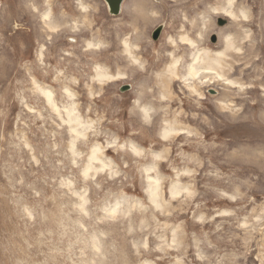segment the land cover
I'll use <instances>...</instances> for the list:
<instances>
[{"label": "rangeland", "instance_id": "obj_1", "mask_svg": "<svg viewBox=\"0 0 264 264\" xmlns=\"http://www.w3.org/2000/svg\"><path fill=\"white\" fill-rule=\"evenodd\" d=\"M28 1L0 0V264H264V0L236 1L240 28L209 9L216 0H125L119 16L104 0H81L95 36L76 22L80 0ZM142 5L160 11L139 54L146 73L116 61L120 46L87 51L111 43ZM46 11L78 32L47 30ZM186 15L205 32L201 49L220 52L234 37L230 79L245 88L228 89L235 99L222 83L197 97L177 83L160 103L153 75ZM97 64L116 79L94 83ZM141 91L158 110L149 121L134 107ZM168 128L183 134L163 141Z\"/></svg>", "mask_w": 264, "mask_h": 264}, {"label": "bare ground", "instance_id": "obj_2", "mask_svg": "<svg viewBox=\"0 0 264 264\" xmlns=\"http://www.w3.org/2000/svg\"><path fill=\"white\" fill-rule=\"evenodd\" d=\"M216 1H217L216 5L218 6L212 7L209 9H211V11L214 12L218 16L222 15V16H226L231 19H234L235 20L234 26H236L237 28H240L239 23H237V21L242 20V18L247 19V16L245 12L236 10V9H241L237 7V3H236L237 0H216ZM33 2L36 3V5L37 4L39 5L38 8L36 7L35 9H39V7L43 8L45 4H47V6L49 4L48 1H45L44 3L43 0H38V1L33 0ZM77 2L80 6L82 15L78 16V19H76V22H81L85 26V30L87 31L89 36H95L96 34H100L97 32L93 33L94 27L90 24V22H86L87 20L85 18L87 17V14H88V8L85 7V5L83 4L81 0ZM194 4L199 5V0H191L189 3L184 2L182 6L194 5ZM141 7H144V8L139 9L138 10L139 14L138 15L136 14V15L139 17L140 16L142 17L135 20L136 12L134 8L133 10L134 16L130 20V22L128 24L124 23L122 24V26H119V29L117 28L118 30L116 31L114 36H113L114 33L110 32L109 38L112 40L111 43L107 42L108 35H106V37H104V42H107L108 44L107 46H105L103 42H101V46H99V44L96 45V44L88 43L87 51L89 49H93L94 50L93 53L97 54L98 53L97 51H100V50L101 52H103L104 49L105 51L106 50L112 51V49L117 50L121 48V51L119 53L121 57H116L115 58L116 61H119L120 59H122L123 61L127 63V65L131 66L132 68L134 69L135 67L141 68L142 70H144L143 72L146 73L148 71V68L147 66L145 67V64L139 58V54L144 55L142 54L143 53L142 51H143V48L146 47L142 43V41L144 42L145 35L147 34L145 29H147L149 25L153 24L154 22L158 20V14L160 11L157 10L154 6H149V5L143 6L142 5ZM190 12H193V10H190ZM42 18H43V23L47 27L46 29L49 31H53L52 33L58 32L59 31L58 29L62 28L61 26H63L64 29L68 28L69 30H71V32L72 30L77 31V29L80 28V26H78L77 23H74L70 26L65 24L66 22L63 23L64 25H62V22L58 24L57 19L54 18V16H52L51 11L44 12L42 15ZM62 18L64 17L62 16ZM198 20L200 21V19ZM140 21L141 23L142 22L144 23V26L140 25ZM176 23L177 21L176 19H174V21L172 22L171 28L174 27ZM203 25L207 29V25H205V23ZM189 26H190V29H189ZM198 27L199 26L196 23V20H190L189 17L186 15L184 18V21H182V25L179 28H177L179 30L177 31L176 29L175 31L177 35L176 38L170 37L168 39V42L165 45V49H164L165 53H164L163 60H166V62L160 68L159 72L153 75L155 76L153 77V82L155 85V89L158 92L159 101L161 104H163V101H166L167 103H169L170 101H173V97H172L173 89L175 88L176 86L175 84L177 83H179L181 87H184L186 90H188L190 94H192L194 97L200 96L199 86L204 85V84H206L207 86H211L212 84L214 85V84L222 83L224 86L227 87V90L228 89L232 90L233 88L239 89V91L238 90L236 91L239 94L243 93V90H245L244 87L239 85L240 83L238 84V82L230 79L234 71V64H233L234 61L229 62L226 60V59L236 60L237 58L236 54L240 52L235 47L236 44H235L234 37H232V35L223 37L221 40V47H222L221 51L213 53L211 51L204 50V48L201 49L203 45L202 38L205 32L202 29H199ZM64 29H61V30L64 31ZM251 43H252V48L253 49L256 48L255 47L256 44H254L255 42H251ZM140 45L142 48H140ZM146 51L147 53H149V49H146ZM150 51H151V48H150ZM85 55L88 56L87 53H85ZM92 57H94V55ZM97 58L98 57H96V59ZM112 59L113 58L111 57L109 58L110 61ZM92 69L94 73V77L92 78V81L94 83H98L100 87L106 84V82H111L116 79L115 78L116 76L115 77L112 76L109 73V69L103 65L100 66L99 64H97ZM118 73L119 74L117 76L119 78L126 79L124 76L120 74L121 72L118 71ZM144 85L145 87H147L145 82H144ZM144 93H145L144 91H141V94H139V96L137 97L134 107L135 109L138 110L139 115L144 121H149L152 119L153 114L155 112H158V110L156 107H153V105H146L144 103L145 102L143 99ZM43 95L47 99L48 103H52V96L49 92H43ZM235 95H236L235 91L232 92L228 90L225 98L232 99L234 98ZM156 101L157 100H155V102ZM159 101L157 102L159 103ZM230 107L231 105L222 103L220 106V109L227 110L228 115L231 118H235L238 113L235 114V112H233ZM72 114L73 113L71 112L68 114L69 118L71 119L70 121L78 122L77 118L76 120L73 119ZM178 134H183V133L168 128L160 133V137L163 141H168L172 136H175ZM137 153L138 152L135 151V154ZM148 182L150 183V189L148 191V194L150 195V200L152 204L157 205L158 194L155 191H156V188L158 187V182H152L149 180ZM171 194L176 195L177 192L173 190Z\"/></svg>", "mask_w": 264, "mask_h": 264}, {"label": "water", "instance_id": "obj_3", "mask_svg": "<svg viewBox=\"0 0 264 264\" xmlns=\"http://www.w3.org/2000/svg\"><path fill=\"white\" fill-rule=\"evenodd\" d=\"M108 6V10L112 16H119L121 13L122 5L125 0H104ZM219 26L224 27L227 23L223 20H219ZM162 33V27H159L152 35L154 41H158ZM211 42L215 45L217 43V38L213 36ZM130 86L122 87L121 92H126L130 90Z\"/></svg>", "mask_w": 264, "mask_h": 264}, {"label": "flooded vegetation", "instance_id": "obj_4", "mask_svg": "<svg viewBox=\"0 0 264 264\" xmlns=\"http://www.w3.org/2000/svg\"><path fill=\"white\" fill-rule=\"evenodd\" d=\"M219 23V22H218Z\"/></svg>", "mask_w": 264, "mask_h": 264}]
</instances>
